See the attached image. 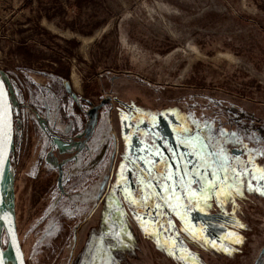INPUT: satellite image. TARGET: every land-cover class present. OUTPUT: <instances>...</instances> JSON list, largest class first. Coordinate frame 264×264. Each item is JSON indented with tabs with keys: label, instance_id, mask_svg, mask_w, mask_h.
I'll return each instance as SVG.
<instances>
[{
	"label": "rangeland",
	"instance_id": "rangeland-1",
	"mask_svg": "<svg viewBox=\"0 0 264 264\" xmlns=\"http://www.w3.org/2000/svg\"><path fill=\"white\" fill-rule=\"evenodd\" d=\"M0 70L28 264H264V0H0Z\"/></svg>",
	"mask_w": 264,
	"mask_h": 264
},
{
	"label": "water",
	"instance_id": "water-1",
	"mask_svg": "<svg viewBox=\"0 0 264 264\" xmlns=\"http://www.w3.org/2000/svg\"><path fill=\"white\" fill-rule=\"evenodd\" d=\"M0 85H3L6 95L0 98V233L3 227L8 237V247L12 254V264H28L20 240L15 208L5 195V178L11 169V157L15 138V111L7 80L0 70ZM5 248L0 241V264L5 262Z\"/></svg>",
	"mask_w": 264,
	"mask_h": 264
},
{
	"label": "bare ground",
	"instance_id": "bare-ground-1",
	"mask_svg": "<svg viewBox=\"0 0 264 264\" xmlns=\"http://www.w3.org/2000/svg\"><path fill=\"white\" fill-rule=\"evenodd\" d=\"M10 178H12V177L10 176V171H9L8 175L5 178V181H6L5 195L7 197L8 203L12 207H14V203L15 202L13 201V192H12V187H11V184H10ZM4 257H5V262L7 264H12V254H11V250H10L9 247L7 249H5Z\"/></svg>",
	"mask_w": 264,
	"mask_h": 264
},
{
	"label": "snow or ice",
	"instance_id": "snow-or-ice-1",
	"mask_svg": "<svg viewBox=\"0 0 264 264\" xmlns=\"http://www.w3.org/2000/svg\"><path fill=\"white\" fill-rule=\"evenodd\" d=\"M6 95L3 85H0V98L4 97Z\"/></svg>",
	"mask_w": 264,
	"mask_h": 264
},
{
	"label": "flooded vegetation",
	"instance_id": "flooded-vegetation-1",
	"mask_svg": "<svg viewBox=\"0 0 264 264\" xmlns=\"http://www.w3.org/2000/svg\"><path fill=\"white\" fill-rule=\"evenodd\" d=\"M60 172H61L60 174H62V170H60Z\"/></svg>",
	"mask_w": 264,
	"mask_h": 264
}]
</instances>
